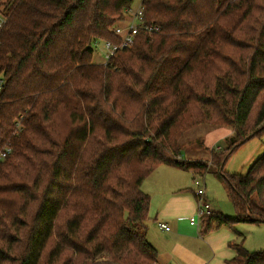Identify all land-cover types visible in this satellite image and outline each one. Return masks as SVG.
Returning a JSON list of instances; mask_svg holds the SVG:
<instances>
[{
  "label": "trees",
  "instance_id": "obj_1",
  "mask_svg": "<svg viewBox=\"0 0 264 264\" xmlns=\"http://www.w3.org/2000/svg\"><path fill=\"white\" fill-rule=\"evenodd\" d=\"M134 1L0 0V150L13 149L0 264H156L142 183L161 164L226 184L235 215L205 229L264 223V153L246 175L225 170L264 132V0H142L161 29L95 62L93 41H117ZM199 124L233 134L186 160L178 140ZM232 246L229 264H264V250Z\"/></svg>",
  "mask_w": 264,
  "mask_h": 264
},
{
  "label": "crops",
  "instance_id": "obj_2",
  "mask_svg": "<svg viewBox=\"0 0 264 264\" xmlns=\"http://www.w3.org/2000/svg\"><path fill=\"white\" fill-rule=\"evenodd\" d=\"M199 175L161 164L142 183L151 198L147 234L158 251L156 264H229L236 256L232 244L242 240L244 244L246 236L238 223L230 227L213 221L210 229L204 228L206 223L202 220L198 225L190 223L189 218L199 207L194 181ZM202 180L209 199L205 178ZM211 203L215 213L223 214ZM159 222H165L170 229L161 228Z\"/></svg>",
  "mask_w": 264,
  "mask_h": 264
},
{
  "label": "rangeland",
  "instance_id": "obj_3",
  "mask_svg": "<svg viewBox=\"0 0 264 264\" xmlns=\"http://www.w3.org/2000/svg\"><path fill=\"white\" fill-rule=\"evenodd\" d=\"M141 0H135L132 10H137ZM128 19V16H127ZM124 22L121 21L119 23ZM103 41H99L94 48L93 60L103 62ZM233 134L231 127H215L205 124H199L194 128L184 132L180 138L181 155L187 159L206 161L211 158L212 149L222 150L228 144L229 137ZM264 153V132L255 135L246 140L236 149L228 159L225 170L231 173L245 174L250 166ZM210 164V163H209ZM207 184L209 200L223 212L224 215L234 217L235 207L228 195L227 186L212 172L199 175ZM240 230L245 234L244 246L250 251L264 250V223H245L237 224Z\"/></svg>",
  "mask_w": 264,
  "mask_h": 264
},
{
  "label": "built area",
  "instance_id": "obj_4",
  "mask_svg": "<svg viewBox=\"0 0 264 264\" xmlns=\"http://www.w3.org/2000/svg\"><path fill=\"white\" fill-rule=\"evenodd\" d=\"M128 19L124 20V22L116 24L115 27L112 28L116 37H118L117 41H111L109 39H101L97 38L93 41L92 46L96 48L99 41H103V63H108L111 58L116 55L119 51L130 47L139 32L146 33H155L158 32L161 28L160 25L147 23L144 19V6L142 4V0L139 8L135 11L130 8L127 10ZM4 20L0 16V28L4 24ZM11 146H5L0 150V161L6 158L12 152ZM195 193L199 198V204L197 207L196 213L189 218L191 224H200V221L211 214L214 213V207L211 201L207 198L206 185L204 181L200 178H196L195 180ZM161 228L170 229V227L165 222L158 223Z\"/></svg>",
  "mask_w": 264,
  "mask_h": 264
},
{
  "label": "water",
  "instance_id": "obj_5",
  "mask_svg": "<svg viewBox=\"0 0 264 264\" xmlns=\"http://www.w3.org/2000/svg\"><path fill=\"white\" fill-rule=\"evenodd\" d=\"M252 136H253V135H249L246 139H244V140L242 141V143H244L246 140L250 139Z\"/></svg>",
  "mask_w": 264,
  "mask_h": 264
},
{
  "label": "bare ground",
  "instance_id": "obj_6",
  "mask_svg": "<svg viewBox=\"0 0 264 264\" xmlns=\"http://www.w3.org/2000/svg\"><path fill=\"white\" fill-rule=\"evenodd\" d=\"M215 212V211H214Z\"/></svg>",
  "mask_w": 264,
  "mask_h": 264
}]
</instances>
